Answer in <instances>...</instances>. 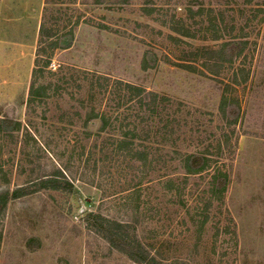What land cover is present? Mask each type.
I'll use <instances>...</instances> for the list:
<instances>
[{"label": "rangeland", "instance_id": "obj_1", "mask_svg": "<svg viewBox=\"0 0 264 264\" xmlns=\"http://www.w3.org/2000/svg\"><path fill=\"white\" fill-rule=\"evenodd\" d=\"M42 23L60 47L27 108ZM0 120V194L64 183L9 200L0 264H137L90 212L165 264H264V0H0Z\"/></svg>", "mask_w": 264, "mask_h": 264}, {"label": "trees", "instance_id": "obj_2", "mask_svg": "<svg viewBox=\"0 0 264 264\" xmlns=\"http://www.w3.org/2000/svg\"><path fill=\"white\" fill-rule=\"evenodd\" d=\"M102 0H96V3H101ZM54 34L52 30L46 28V25L42 23L40 27V42L37 48V54L34 61V67L31 74V83L27 98V108H30L32 104L36 103L38 99L43 100L51 88V84H41L39 80L45 76V74H52L49 70L51 67L52 58L56 49L60 46L57 42H47L52 39ZM44 40V41H43ZM47 44V45H46ZM61 68V66H59ZM47 71V72H46ZM63 81V78H62ZM121 86L125 87V92L128 95L129 100L143 107H149V109H155L158 106V96L154 92H149L145 88L133 85L130 83L119 82ZM103 87V86H102ZM104 86V89H108ZM99 121L101 123L100 129L103 131L110 125V116L107 113H100L93 109L90 111L86 124L93 121ZM1 121V120H0ZM127 136V137H125ZM118 145L120 149L130 150L132 143L130 140L135 136L130 134H124ZM131 151V150H130ZM193 160V156H187L186 169L189 173L201 172L206 166L207 160L204 159L200 166L192 167L190 162ZM226 177V176H225ZM64 183L61 182L59 175L49 176L29 182L24 187H19L12 193L0 194V217L4 214L9 200L17 199L29 193H35L41 189L51 190H64ZM225 187L222 188L224 191ZM86 227L105 239L108 244L117 251L126 255L130 260L137 264H165L159 260L156 256L152 255L150 250L137 238L136 234L132 231V226L129 223L120 222L101 214L90 212L85 217Z\"/></svg>", "mask_w": 264, "mask_h": 264}]
</instances>
